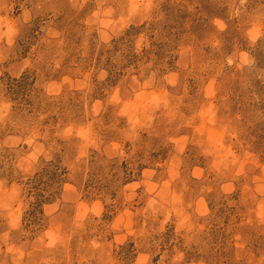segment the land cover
Returning <instances> with one entry per match:
<instances>
[{
	"label": "rangeland",
	"instance_id": "1",
	"mask_svg": "<svg viewBox=\"0 0 264 264\" xmlns=\"http://www.w3.org/2000/svg\"><path fill=\"white\" fill-rule=\"evenodd\" d=\"M0 264H264V0H0Z\"/></svg>",
	"mask_w": 264,
	"mask_h": 264
}]
</instances>
